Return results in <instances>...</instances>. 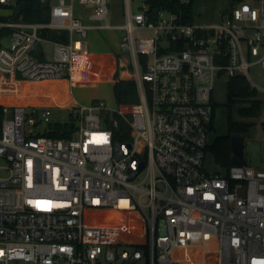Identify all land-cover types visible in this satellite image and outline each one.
<instances>
[{"label":"built area","instance_id":"built-area-1","mask_svg":"<svg viewBox=\"0 0 264 264\" xmlns=\"http://www.w3.org/2000/svg\"><path fill=\"white\" fill-rule=\"evenodd\" d=\"M42 2L48 22L0 19L12 29L0 47V264H264V169L206 167L218 78L264 67V0L203 24L176 7L193 0H123L122 24L109 22L110 0ZM101 28L122 31L137 106L64 102L51 85L70 81ZM46 41L51 59L36 52ZM55 106L71 112L70 137L46 134Z\"/></svg>","mask_w":264,"mask_h":264},{"label":"rangeland","instance_id":"rangeland-1","mask_svg":"<svg viewBox=\"0 0 264 264\" xmlns=\"http://www.w3.org/2000/svg\"><path fill=\"white\" fill-rule=\"evenodd\" d=\"M228 1L229 0H196L193 15L194 23L203 24L218 22V17L221 15V11L225 8ZM238 2H233L232 5ZM110 7L111 21L113 23H123L125 20L121 10V0H110ZM79 8L77 2V11ZM13 10V7H0V19L4 21L11 20ZM121 34L122 31L120 30H107L106 36L109 42L99 41L98 37L90 36L91 42L88 51L74 58L73 71L70 79V92L79 105H88L95 99H104L107 105L112 109L118 108L119 104L114 93V78H116L115 74L117 72V60L115 61L114 53L119 56L121 76L128 75L133 70L132 64L128 65L126 63L128 61L129 52L121 51ZM152 34L153 32L151 30H143L139 37H151ZM10 42V36L3 39L4 46H9ZM46 49L51 57L53 45L51 43L47 44ZM111 51L114 52L112 53ZM248 78L254 86L258 87L257 97L262 100L263 109L258 117L243 119L239 114V105H235L232 115L235 120H244L251 123L249 131L241 135L244 138L246 162L254 167L264 169V67H262L261 64L252 65L249 70ZM215 95L218 106L216 109L215 129H213L209 136L211 143H214L218 135L228 133L229 109L226 105L228 100L227 80L223 77L217 80ZM52 110V122H64L72 118L69 108L55 106ZM45 126L46 124H40L36 129L37 132L44 130ZM206 167L210 171H222L211 149L208 151L206 157Z\"/></svg>","mask_w":264,"mask_h":264},{"label":"trees","instance_id":"trees-1","mask_svg":"<svg viewBox=\"0 0 264 264\" xmlns=\"http://www.w3.org/2000/svg\"><path fill=\"white\" fill-rule=\"evenodd\" d=\"M157 4H169V0H154ZM155 4V3H154ZM193 3L187 5L176 4V7L183 9L190 21H193ZM8 7H13L12 19L16 21L27 22H48L51 17V3L42 2V0H12ZM12 32L11 28H4L0 31V47L3 45V39ZM43 35L52 40L68 39V32L58 30H43ZM121 66H118L116 79L114 82V93L116 100L121 107L137 106L140 103V95L137 83L134 79L123 78L120 75ZM228 101L226 105L229 109L228 116V133L218 135L209 145L208 151L214 152L216 162L226 170L232 166L231 137L233 135H243L250 129L251 123L237 121L233 118L232 111L235 105H239V114L242 117H258L263 109L262 100L257 97V88L252 85L250 79L244 74H236L227 82ZM218 104L215 103L212 130L215 129L216 109ZM5 117L3 106L0 105V134ZM72 119V118H71ZM124 126L128 123L122 120ZM75 124L72 121L52 122L47 126V135L54 137L71 136ZM120 140L126 139L119 136Z\"/></svg>","mask_w":264,"mask_h":264},{"label":"crops","instance_id":"crops-1","mask_svg":"<svg viewBox=\"0 0 264 264\" xmlns=\"http://www.w3.org/2000/svg\"><path fill=\"white\" fill-rule=\"evenodd\" d=\"M238 1H240V0H229L228 2H227V5L225 6V8L221 11V15L218 17V20H221L224 16H225V14H226V11L231 7V5H232V3L233 2H238ZM249 1H256V0H249ZM121 2H122V7H121V10H122V15H123V17H124V20H125V16H124V2H123V0H121ZM229 3V4H228ZM79 4V3H78ZM195 4H196V0H193V15H194V9H195ZM79 10L77 11V9H76V13H77V15H79L80 17H82V19L85 21V22H92V21H89L90 19L88 18V14H89V12H90V10H91V7H89V6H85V5H82V4H79ZM109 22L110 23H113L112 21H111V16L109 17ZM124 23V22H123ZM113 24H122V23H113ZM107 30H114V31H116V30H119V29H114V28H101V29H93V30H91L90 31V34H89V37H88V48H89V46H90V36H96V37H98V39H99V41L100 40H102V41H107V42H109V40H107L108 38H107V36H106V31ZM121 31V30H120ZM122 35V34H121ZM120 38H121V36H120ZM104 42V43H105ZM49 43H51L52 45H53V43L52 42H49V41H46V42H42L41 44H39L38 45V47H37V49H36V52H37V55L39 56V57H41V58H45V59H51L52 58V56H53V50H52V52H51V54H52V56L50 57L49 56V54L50 53H48L46 50V45L47 44H49ZM115 51H117V50H115ZM112 53L114 52V51H111ZM109 53V52H108ZM114 56H115V61L117 60V70H118V66H119V64H120V61H119V56L118 55H115V53H114ZM128 62V61H127ZM262 66V65H261ZM263 67V66H262ZM116 74H117V72H116ZM115 74V75H116ZM123 78H130L128 75H124V76H122ZM115 79L116 78H114V82H115ZM131 79V78H130ZM27 84H29L30 86H35L36 85V83L34 82V81H28L27 82ZM52 86H53V89L54 90H56L57 91V93H58V95H59V97L62 99V101H64V102H66V101H75V102H77L75 99H74V97H73V95L71 94V92H70V88H71V82L70 81H68V80H62V81H56V82H54V83H52L51 84ZM253 85V84H252ZM256 87V86H255ZM256 88H258V87H256ZM215 99H216V95H215ZM228 101V100H227ZM78 103V102H77ZM216 103H217V100H216ZM79 104V103H78ZM240 117H242V116H240ZM244 118H249V117H243V119ZM252 118H254V117H252ZM237 121H241V122H247V121H244V120H237ZM247 163V162H246ZM226 169L224 168H222V171H225Z\"/></svg>","mask_w":264,"mask_h":264},{"label":"water","instance_id":"water-1","mask_svg":"<svg viewBox=\"0 0 264 264\" xmlns=\"http://www.w3.org/2000/svg\"><path fill=\"white\" fill-rule=\"evenodd\" d=\"M232 165H243L246 163L244 138L241 135L231 137Z\"/></svg>","mask_w":264,"mask_h":264}]
</instances>
